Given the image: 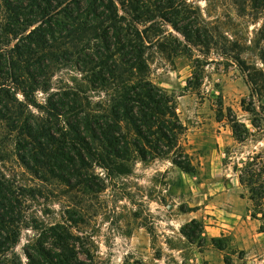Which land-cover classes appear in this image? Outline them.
Listing matches in <instances>:
<instances>
[{"label":"rangeland","instance_id":"374dc122","mask_svg":"<svg viewBox=\"0 0 264 264\" xmlns=\"http://www.w3.org/2000/svg\"><path fill=\"white\" fill-rule=\"evenodd\" d=\"M165 2L145 0L142 10L151 7L158 14L155 4L165 6ZM174 3L188 16L196 14L212 37H206L203 44H189L170 23L159 20L164 33L148 32L154 43L145 55L147 78L174 96L186 127L181 141L192 155L196 171L184 172L164 158L143 161L137 157L128 163L127 174L106 177L102 168L83 165V176H72L66 183L41 162L29 159L40 169L35 173L29 168L18 155L17 137H23L19 129H9L0 118V171L21 203L19 234L12 251L23 264H29L25 247L36 253L38 242L55 249L63 239L72 243L77 264H124L127 260L264 264V220L258 218L260 213L252 215L259 206L250 199L249 189L239 182V171L234 169V165L241 167L248 155L264 153V139L237 141L228 120L236 117L254 130V115L243 106V99L248 105L251 85L231 57L239 56L250 72L264 70V0ZM9 38L11 44L16 42ZM59 55L58 61H48L50 67L44 75L38 74L32 97L46 103L51 91L79 87L92 101L108 98L109 88L94 89L83 79L74 58ZM8 83L14 86L16 99L26 104L22 82ZM47 83L50 91L42 88ZM14 107L26 116L28 108L45 116L33 105L20 107L15 102ZM54 122L60 125V118ZM261 127L264 129V121ZM193 219L199 224H191ZM183 227L200 236L190 241Z\"/></svg>","mask_w":264,"mask_h":264},{"label":"trees","instance_id":"16d2710c","mask_svg":"<svg viewBox=\"0 0 264 264\" xmlns=\"http://www.w3.org/2000/svg\"><path fill=\"white\" fill-rule=\"evenodd\" d=\"M173 3L155 4V14L151 7L142 10L145 0H0V118L9 129H19L23 137H17L18 155L29 168L37 173L40 168L29 159L41 162L66 183L72 176H83V165L102 168L106 177L127 174L128 163L137 157L143 161L164 158L184 172L196 171L192 155L181 141L186 127L174 96L147 78L145 55L154 43L148 32L164 33L159 20L170 23L189 44H203L206 37H212L196 14L188 16ZM9 36L16 40L14 44ZM174 41L179 39L174 37ZM60 53L75 59L83 79L94 89L109 88L108 98L92 101L79 87L51 91L46 103L32 97L38 74L44 75L50 67L48 61H58ZM231 58L251 85L248 105L243 99V106L254 115V130L236 117H228L233 137L239 142L264 139V103H256L264 100V70L250 72L239 56ZM9 81L22 82L26 104L16 99ZM42 88L50 91L51 86L47 83ZM15 102L20 107L33 105L45 116H37L29 108L26 116L14 107ZM59 118L57 125L54 120ZM234 169L259 206L252 215L260 213L258 218L264 220V153L248 155ZM20 213L18 195L0 171V264H23L12 251ZM190 223L199 224L195 219ZM182 232L192 242L200 236L184 227ZM71 244L63 239L51 249L38 242L36 253L28 246L24 252L29 264H77ZM124 264L146 263L127 260Z\"/></svg>","mask_w":264,"mask_h":264}]
</instances>
